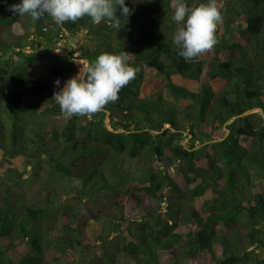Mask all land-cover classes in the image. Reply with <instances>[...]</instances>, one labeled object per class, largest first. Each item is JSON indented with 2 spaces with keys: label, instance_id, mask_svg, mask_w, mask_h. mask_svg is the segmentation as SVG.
<instances>
[{
  "label": "trees",
  "instance_id": "1",
  "mask_svg": "<svg viewBox=\"0 0 264 264\" xmlns=\"http://www.w3.org/2000/svg\"><path fill=\"white\" fill-rule=\"evenodd\" d=\"M16 1L0 0V148L6 161L28 155L42 162L47 154L57 173L79 181L72 189L76 200L112 195L116 207L107 234L127 232L124 252L134 264H264V0H217V43L190 60L173 43L182 26L173 20L175 0H125L130 14L118 27L88 16L64 24L48 15L25 20L9 11ZM82 30L88 33L83 44L69 54L52 52L67 32ZM125 51L138 71L118 100L91 117L65 116L53 84L102 53ZM47 57L48 72L37 75L34 64ZM150 76L161 88L147 96ZM212 82L222 85L215 89ZM73 154L84 163L81 171L67 165ZM126 159L156 161L158 168L134 185ZM12 197L4 187L0 264H51L48 240L61 245L52 254L58 262L73 257L62 254L73 243L84 245L82 226L73 228L78 214L60 208L66 221L56 228L51 222L59 211ZM88 226L91 240L106 241V228Z\"/></svg>",
  "mask_w": 264,
  "mask_h": 264
},
{
  "label": "rangeland",
  "instance_id": "2",
  "mask_svg": "<svg viewBox=\"0 0 264 264\" xmlns=\"http://www.w3.org/2000/svg\"><path fill=\"white\" fill-rule=\"evenodd\" d=\"M22 0H17L16 4L21 3ZM25 20H28L29 16H23ZM87 30H82L77 34L70 32L66 33V36L60 39L56 43V48L54 53L57 54H69L73 48L78 47L80 44H83L87 40ZM34 37L31 36L30 39ZM28 50V47L26 48ZM79 53H76L78 56ZM16 60V59H15ZM51 58H43L40 61H37L34 64L33 71L37 75H43L48 72V65L51 62ZM18 61H15V64ZM83 62V61H82ZM81 71V73H80ZM84 77V70L80 69L79 71L62 77L59 87L56 86V83L53 84L55 92L62 90L66 82L78 75ZM176 80L181 82V84L191 87L192 89H200V85L194 81H188L181 76H177ZM215 89H218L222 82H212ZM161 86L154 77L150 76L148 81L144 86V95L150 96L157 92H160ZM54 118L49 120L47 123L54 122ZM110 123V122H109ZM107 123V124H109ZM34 135V134H33ZM188 135V134H187ZM8 137V133H7ZM193 137V135H191ZM189 137L187 141L190 140ZM48 141H51V133L46 134ZM33 147L36 148L37 144H33ZM53 149V145H50ZM48 155L43 154L42 162H38L35 157L22 155L12 159V161H6V156L4 151L0 148V192H2L4 187L10 186L11 192L13 194L12 200L20 202L21 205L26 204H39L47 206L50 211H59L60 208H68V213L78 214L79 220L73 224V228L77 226H82L84 235H81L84 245H79L78 243H73L71 248H66L67 250L62 252L63 255L70 254L69 260L58 262L52 254L61 247L58 246L55 242L46 241V258L51 262V264H134L132 259H129L124 252V236H127V232L123 233L121 230L111 232L108 236L109 227L106 228V225H109L111 212H114L116 207L115 200L112 195H105L104 193L98 194L95 201L85 198L82 201L75 199V192L72 190L75 186H78L80 183L78 180L69 179L67 176L57 173L51 163L48 161ZM75 155L66 157L67 165L71 167L74 172L81 171L84 163L81 160L74 161ZM73 159V160H72ZM150 162V163H149ZM86 166V165H85ZM125 166L128 168L130 174L135 177L134 185L141 184L140 178L145 174L149 173L153 168H158V163L156 161L148 160H139V159H126ZM128 186H123L124 189H127ZM0 196V203L2 202ZM70 203V205H69ZM68 206V207H67ZM67 211L58 213L57 218L53 219L51 222L52 226L56 228L62 227V222L66 221ZM120 214V212L118 213ZM87 223V225H85ZM88 224L100 225L101 229L106 228V241H95L91 240L92 235L90 233V227ZM47 224L43 223L42 228L44 231L47 229ZM103 226V227H102ZM124 225L123 228H125ZM53 229L55 232L58 229ZM61 229V228H60ZM100 229V231H101ZM93 230V229H92ZM100 233V232H99ZM105 233V232H104ZM91 241L89 246H86V242ZM8 241L3 242L6 244ZM23 243L20 242L16 244L17 247H20ZM64 246V245H63ZM26 248V249H25ZM22 252H29V248L23 246ZM12 252H17L13 249ZM16 255L10 253V259L16 260ZM163 260H167L163 258ZM155 264V263H154ZM186 264V263H185ZM204 264V263H202Z\"/></svg>",
  "mask_w": 264,
  "mask_h": 264
},
{
  "label": "clouds",
  "instance_id": "3",
  "mask_svg": "<svg viewBox=\"0 0 264 264\" xmlns=\"http://www.w3.org/2000/svg\"><path fill=\"white\" fill-rule=\"evenodd\" d=\"M9 11L20 17L30 16L33 21L48 15L58 24L76 22L88 16L93 23L107 20L113 27L120 25L121 16L130 14L125 0H22L10 5ZM173 20L182 24L174 33L173 43L178 55L185 60L209 52L217 43L215 33L222 22L217 0H207V3L193 0L191 6L185 0H175ZM137 71L129 64L128 52H105L87 62L85 76L82 78L80 71L62 90L54 93L53 99L65 116L91 117L110 102L117 101L120 90L135 78ZM55 83L59 87L60 81Z\"/></svg>",
  "mask_w": 264,
  "mask_h": 264
},
{
  "label": "water",
  "instance_id": "4",
  "mask_svg": "<svg viewBox=\"0 0 264 264\" xmlns=\"http://www.w3.org/2000/svg\"><path fill=\"white\" fill-rule=\"evenodd\" d=\"M110 121L111 119L108 117L106 122L109 123ZM227 132H229V129H227ZM216 141H219V140H216Z\"/></svg>",
  "mask_w": 264,
  "mask_h": 264
}]
</instances>
